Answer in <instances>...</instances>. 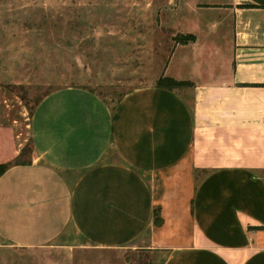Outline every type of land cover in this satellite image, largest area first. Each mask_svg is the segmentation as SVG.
I'll use <instances>...</instances> for the list:
<instances>
[{
  "label": "crops",
  "instance_id": "obj_1",
  "mask_svg": "<svg viewBox=\"0 0 264 264\" xmlns=\"http://www.w3.org/2000/svg\"><path fill=\"white\" fill-rule=\"evenodd\" d=\"M191 1L181 12L197 19L179 33L195 40L161 75L190 86L155 81L113 109L70 87L36 105L38 159L0 177L2 239L40 247L70 227L90 247L162 264H264V0Z\"/></svg>",
  "mask_w": 264,
  "mask_h": 264
},
{
  "label": "rangeland",
  "instance_id": "obj_2",
  "mask_svg": "<svg viewBox=\"0 0 264 264\" xmlns=\"http://www.w3.org/2000/svg\"><path fill=\"white\" fill-rule=\"evenodd\" d=\"M188 3L193 2L0 0V166L38 159L30 123L47 94L80 88L113 109L124 94L157 81L179 45L174 37L180 35L183 17L197 19L196 13L181 12ZM198 19L215 16L205 13ZM180 57L170 60L176 73L187 67ZM164 257L143 249H96L70 227L40 247H15L0 237V264H162Z\"/></svg>",
  "mask_w": 264,
  "mask_h": 264
},
{
  "label": "trees",
  "instance_id": "obj_3",
  "mask_svg": "<svg viewBox=\"0 0 264 264\" xmlns=\"http://www.w3.org/2000/svg\"><path fill=\"white\" fill-rule=\"evenodd\" d=\"M194 40H195V37L193 35H190V34L189 35H181L180 34L179 36L174 37L175 43L180 44V45H185L189 42H193ZM155 85H156V87L163 88V89H176V88H180V87L190 86L191 84L189 82H186V81H176V80H173L172 78L161 76L157 79ZM18 165H25V164H18ZM7 169H9V168L6 166L5 167L0 166V177L6 172Z\"/></svg>",
  "mask_w": 264,
  "mask_h": 264
}]
</instances>
